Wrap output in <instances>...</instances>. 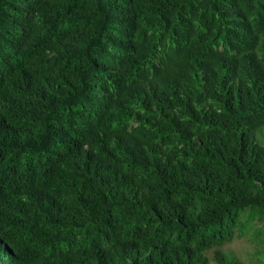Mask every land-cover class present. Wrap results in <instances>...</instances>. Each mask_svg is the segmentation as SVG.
Segmentation results:
<instances>
[{
  "label": "trees",
  "instance_id": "1",
  "mask_svg": "<svg viewBox=\"0 0 264 264\" xmlns=\"http://www.w3.org/2000/svg\"><path fill=\"white\" fill-rule=\"evenodd\" d=\"M264 221V0H0V264H246Z\"/></svg>",
  "mask_w": 264,
  "mask_h": 264
},
{
  "label": "rangeland",
  "instance_id": "2",
  "mask_svg": "<svg viewBox=\"0 0 264 264\" xmlns=\"http://www.w3.org/2000/svg\"><path fill=\"white\" fill-rule=\"evenodd\" d=\"M235 255H239L246 264H264V221L253 232L228 246Z\"/></svg>",
  "mask_w": 264,
  "mask_h": 264
}]
</instances>
